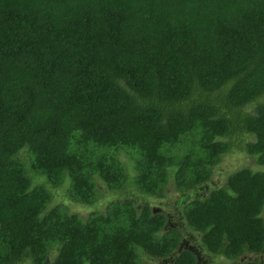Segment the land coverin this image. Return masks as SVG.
<instances>
[{
  "label": "trees",
  "instance_id": "1",
  "mask_svg": "<svg viewBox=\"0 0 264 264\" xmlns=\"http://www.w3.org/2000/svg\"><path fill=\"white\" fill-rule=\"evenodd\" d=\"M192 236L262 264L264 0H0V264H199Z\"/></svg>",
  "mask_w": 264,
  "mask_h": 264
},
{
  "label": "rangeland",
  "instance_id": "2",
  "mask_svg": "<svg viewBox=\"0 0 264 264\" xmlns=\"http://www.w3.org/2000/svg\"><path fill=\"white\" fill-rule=\"evenodd\" d=\"M255 160L253 159V157L245 155L243 153H240V151H233L232 153H228L226 154L223 159L222 162L216 167L217 171L214 173L213 178L211 180L210 183H220L223 182L225 179V175L228 172L234 171L238 168H241L245 165H250V166H254ZM167 191L170 192L169 197H166L163 200H155L154 203L155 205L159 208L164 209L165 211L172 213V215L176 216L181 214L180 209L175 207V203L180 199L179 196H181V194H179V192L175 191V189L173 188L172 183L169 185ZM56 194V193H55ZM55 196V200L58 201V198ZM111 196V195H109ZM186 196V195H185ZM115 198H119L118 196H116ZM54 201V202H56ZM141 203H143L142 201H140ZM101 206L103 207V205L101 204ZM72 210L78 211L80 212L82 215L86 214L87 211L85 209L80 208L79 206H76L74 204L70 205ZM178 217V216H177ZM177 221V218L175 217L174 222ZM195 235L194 231H190L188 235ZM191 236V235H190ZM187 240V245L189 247L192 248H198V255L200 257V261L199 264H205V263H209V262H213L215 264H242L244 260L249 259L247 257L245 258H240V260L236 261V262H231L228 261L226 259H223L219 256H213L210 255L209 253H203V251H199V246H200V242L198 239L195 238V240H193V236L192 238H188ZM54 254V253H52ZM253 258H258L262 264H264V253L261 255H256ZM169 259H172L171 257H167V259H150V260H145V264H167V261L169 262Z\"/></svg>",
  "mask_w": 264,
  "mask_h": 264
}]
</instances>
